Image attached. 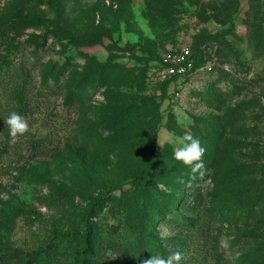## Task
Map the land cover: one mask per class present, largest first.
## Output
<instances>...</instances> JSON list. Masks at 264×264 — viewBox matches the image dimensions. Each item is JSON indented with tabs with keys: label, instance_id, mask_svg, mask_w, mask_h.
I'll return each mask as SVG.
<instances>
[{
	"label": "rangeland",
	"instance_id": "1",
	"mask_svg": "<svg viewBox=\"0 0 264 264\" xmlns=\"http://www.w3.org/2000/svg\"><path fill=\"white\" fill-rule=\"evenodd\" d=\"M183 46L195 70L163 91ZM150 252L264 264V0H0V264Z\"/></svg>",
	"mask_w": 264,
	"mask_h": 264
},
{
	"label": "clouds",
	"instance_id": "2",
	"mask_svg": "<svg viewBox=\"0 0 264 264\" xmlns=\"http://www.w3.org/2000/svg\"><path fill=\"white\" fill-rule=\"evenodd\" d=\"M9 128L11 143H15L18 136L24 135L28 131V124L24 117L16 112H11L6 121ZM205 148L201 145L200 139L192 133H185L182 137L181 146L174 150V159L181 162L190 170V179H195L197 174L203 177ZM150 258L143 261V264H180L183 253L174 252L165 257L159 253L150 252Z\"/></svg>",
	"mask_w": 264,
	"mask_h": 264
},
{
	"label": "built area",
	"instance_id": "3",
	"mask_svg": "<svg viewBox=\"0 0 264 264\" xmlns=\"http://www.w3.org/2000/svg\"><path fill=\"white\" fill-rule=\"evenodd\" d=\"M161 73L164 78H183L195 70L191 48L183 46L176 51L166 52L160 60Z\"/></svg>",
	"mask_w": 264,
	"mask_h": 264
},
{
	"label": "trees",
	"instance_id": "4",
	"mask_svg": "<svg viewBox=\"0 0 264 264\" xmlns=\"http://www.w3.org/2000/svg\"><path fill=\"white\" fill-rule=\"evenodd\" d=\"M192 57H193V55H192ZM193 60H194V67H195L196 64H195V58L194 57H193ZM172 79L173 78H168L165 80V82L162 86L163 91H165L168 83H170L172 81ZM131 182L136 183L138 185H146L149 182V178H148V175H146V176L141 177L140 179H133ZM113 188H115V187H113ZM104 197H105V195H103L101 198L103 199ZM76 233H77V229L75 228L72 230H67L65 232H56V235H65L67 237H72Z\"/></svg>",
	"mask_w": 264,
	"mask_h": 264
}]
</instances>
